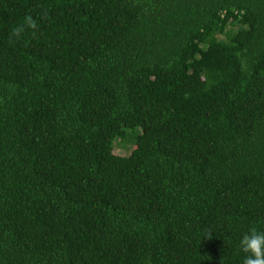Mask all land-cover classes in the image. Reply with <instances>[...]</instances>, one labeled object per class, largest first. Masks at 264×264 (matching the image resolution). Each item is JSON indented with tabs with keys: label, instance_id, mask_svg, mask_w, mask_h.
<instances>
[{
	"label": "trees",
	"instance_id": "16d2710c",
	"mask_svg": "<svg viewBox=\"0 0 264 264\" xmlns=\"http://www.w3.org/2000/svg\"><path fill=\"white\" fill-rule=\"evenodd\" d=\"M252 226L264 0H0V264H242Z\"/></svg>",
	"mask_w": 264,
	"mask_h": 264
},
{
	"label": "clouds",
	"instance_id": "9594fccd",
	"mask_svg": "<svg viewBox=\"0 0 264 264\" xmlns=\"http://www.w3.org/2000/svg\"><path fill=\"white\" fill-rule=\"evenodd\" d=\"M38 24L36 19L31 15L24 18L23 24L11 30L9 40L13 38L16 40L21 39L26 29L36 30ZM208 239L212 238V232L209 231L206 235ZM240 251L243 252L244 259L242 264H264V230L257 226L250 227L239 240Z\"/></svg>",
	"mask_w": 264,
	"mask_h": 264
},
{
	"label": "rangeland",
	"instance_id": "374dc122",
	"mask_svg": "<svg viewBox=\"0 0 264 264\" xmlns=\"http://www.w3.org/2000/svg\"><path fill=\"white\" fill-rule=\"evenodd\" d=\"M221 38V37H220ZM137 133L140 132V129H136ZM126 133H130V131H127ZM118 140V138L116 139ZM114 141V145H113V149H114V154H119V155H127L131 149V147H128V148H121L122 146L126 147L124 145V142H122V144L120 146L117 145V141Z\"/></svg>",
	"mask_w": 264,
	"mask_h": 264
}]
</instances>
